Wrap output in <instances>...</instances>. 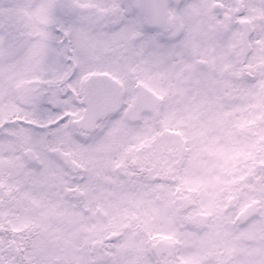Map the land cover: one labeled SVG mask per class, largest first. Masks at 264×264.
Listing matches in <instances>:
<instances>
[{"label":"snow or ice","instance_id":"1","mask_svg":"<svg viewBox=\"0 0 264 264\" xmlns=\"http://www.w3.org/2000/svg\"><path fill=\"white\" fill-rule=\"evenodd\" d=\"M0 264H264V0H0Z\"/></svg>","mask_w":264,"mask_h":264},{"label":"rangeland","instance_id":"2","mask_svg":"<svg viewBox=\"0 0 264 264\" xmlns=\"http://www.w3.org/2000/svg\"><path fill=\"white\" fill-rule=\"evenodd\" d=\"M250 131V128L248 129V132ZM235 159L236 160V157L235 156H233L232 157V159ZM240 158H241V160H243L244 162H245V159L246 158H248L249 160H250V157H247V156H243L242 154H240ZM237 161V160H236ZM233 163V162H232ZM237 163H239L238 161H237ZM240 164V166L239 167H244L243 166V164L244 163H239ZM235 171H236V169H235V167H234V163H233V173H235ZM239 183H240V181H234L233 182V188L234 189H237L238 188V185H239ZM194 194L192 195L193 196V200H195V202H197L198 201V194L196 193V192H193ZM238 194V193H237ZM236 227V225L235 224H231V223H229V224H226V226H224V230H226L227 232H229V233H232L233 232V229ZM240 235V234H239ZM239 235H235L234 233H233V238H232V244L233 245H235V248H229L228 249V252H229V254H234L236 251H244V250H246L247 249V245H244V244H242L240 241H239ZM251 235V234H250ZM252 236V235H251ZM252 238L254 239V240H256L255 239V237L254 236H252ZM216 243L217 244H219V245H223V240H221V239H218L217 241H216ZM184 245L186 246L185 248H187V247H189V245H187V244H185L184 243ZM211 247V246H210ZM211 250L212 251H216V250H218V249H216L215 247H211Z\"/></svg>","mask_w":264,"mask_h":264},{"label":"flooded vegetation","instance_id":"3","mask_svg":"<svg viewBox=\"0 0 264 264\" xmlns=\"http://www.w3.org/2000/svg\"><path fill=\"white\" fill-rule=\"evenodd\" d=\"M195 203V202H193ZM180 223H189V218L188 217H184L180 220ZM167 243L169 244L173 251L175 252L176 249H180V248H185L186 246L184 245V243H180L176 240H173L169 237H161V236H156L153 240L150 241V244L155 246L158 243ZM256 243V242H255Z\"/></svg>","mask_w":264,"mask_h":264},{"label":"water","instance_id":"4","mask_svg":"<svg viewBox=\"0 0 264 264\" xmlns=\"http://www.w3.org/2000/svg\"><path fill=\"white\" fill-rule=\"evenodd\" d=\"M250 211H251V209H245V211H244L243 213H241V219H243L244 216H245L248 212H250ZM241 239H242L243 241L251 242V239H250L247 235H242V236H241ZM163 246H164V245H163Z\"/></svg>","mask_w":264,"mask_h":264},{"label":"trees","instance_id":"5","mask_svg":"<svg viewBox=\"0 0 264 264\" xmlns=\"http://www.w3.org/2000/svg\"><path fill=\"white\" fill-rule=\"evenodd\" d=\"M243 128H244L243 129V134H246L247 133L246 127L244 126ZM249 162H250V160L248 158H246L243 166H247Z\"/></svg>","mask_w":264,"mask_h":264}]
</instances>
